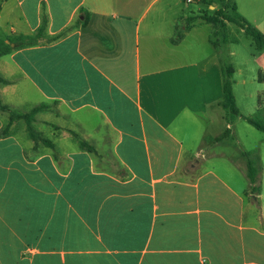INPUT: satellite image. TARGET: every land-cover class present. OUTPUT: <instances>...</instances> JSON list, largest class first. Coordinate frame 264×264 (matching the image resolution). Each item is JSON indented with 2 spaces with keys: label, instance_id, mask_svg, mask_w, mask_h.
<instances>
[{
  "label": "crops",
  "instance_id": "obj_1",
  "mask_svg": "<svg viewBox=\"0 0 264 264\" xmlns=\"http://www.w3.org/2000/svg\"><path fill=\"white\" fill-rule=\"evenodd\" d=\"M233 1L264 35V0ZM180 2L0 0V40L33 35L44 18L47 37L67 31L0 57L10 82L0 96L17 112L60 105L95 148L46 137L37 121L54 149L21 121L2 136L0 111V264H264V152L254 196L221 143L234 129L222 110V54L236 56V40L216 48L212 24L188 23L207 11L196 3L180 15ZM232 24L230 36L247 35ZM251 60L250 81L234 80L254 101L247 114L238 107L245 122L264 117V49Z\"/></svg>",
  "mask_w": 264,
  "mask_h": 264
},
{
  "label": "trees",
  "instance_id": "obj_2",
  "mask_svg": "<svg viewBox=\"0 0 264 264\" xmlns=\"http://www.w3.org/2000/svg\"><path fill=\"white\" fill-rule=\"evenodd\" d=\"M219 2L221 7L214 14H210L208 12L201 13L197 16L190 17L188 23L196 22L197 20H201L203 23L212 24L215 29L220 24H224L226 22L233 23L242 28L246 34L254 40L258 50L264 49V35L253 25L244 21L239 14L237 13V6L233 0H215V2ZM230 11L232 13H230ZM86 23V22H85ZM47 19L44 18L41 26L38 28L35 34L31 36H12L8 38V42L0 40V57L10 54L14 49L25 48L37 45L42 40H47L49 42L57 41L62 37L66 36L67 31L60 33L57 36L47 37ZM215 33L212 35V42L216 48L220 47V42L215 39ZM14 45V47H12ZM233 69L231 67H224V99L222 101V107L229 113L235 117L240 116L239 109L236 105L235 96L233 93L231 78L233 76ZM0 84H10L9 81L0 77ZM262 101L259 100V106L261 107ZM47 105L42 104L40 106L34 107L28 113H19L16 110L12 109L10 106L4 105L0 98V111L9 113V123L2 130L1 135H7L9 133L10 126L16 122L23 120L26 123L27 132L29 137L38 144H43L50 148H55L54 144L46 139L43 133L36 130L33 123L35 121V116L39 113L47 111ZM246 121L257 130L264 132V122H261L255 118H245ZM73 139L79 144L80 148L85 151L94 152L95 148L89 144L83 137H81L76 132H71ZM231 135V131L228 130L226 132V137ZM233 161L240 166V168L244 171L246 178L249 181L250 187L248 193H251L254 196H257L261 191L262 184V173H263V164L261 161V157L259 154L254 155L253 157L246 152H242L240 157L232 158Z\"/></svg>",
  "mask_w": 264,
  "mask_h": 264
},
{
  "label": "rangeland",
  "instance_id": "obj_3",
  "mask_svg": "<svg viewBox=\"0 0 264 264\" xmlns=\"http://www.w3.org/2000/svg\"><path fill=\"white\" fill-rule=\"evenodd\" d=\"M211 1H215V0H195L192 3H188L186 2V0H181L180 5H179V7L181 8L180 15L183 13L191 15L193 10L198 9V6H196V3H200L199 8H201L202 10H206L208 13L214 14L218 9H220L221 5L217 1V6L208 10V4ZM230 13L232 12L230 11ZM172 18H174V15L172 16ZM232 26L234 27V29H237L236 31H239L240 27L238 25L236 26V24H232ZM179 28H180L179 32H183L185 30V25H182ZM228 31H229L228 22L224 24H220L217 27V29L214 30V33H215L214 37H216L215 39H217V41H219L222 46H223V42L225 38H228V39L230 38V40L231 39L236 40L232 43V48L236 51L237 55L231 58L227 56L228 51H225L222 54L223 55L222 59H224L226 67L228 68L229 67L231 68L242 67L243 68L244 73L240 74V76L238 75H235V77L232 76L231 82H232L233 92L235 89L236 95L238 97L237 108L238 107L241 108L247 114L249 109L252 108V105H254V101L250 100L248 97H245V94H243L244 93L243 86L238 85L234 88V82L237 80H241L243 78H248L250 81V79L252 78L251 75L254 72V64L251 60V54L252 53L256 54L259 52V50L254 40L252 39V37L245 35V34L230 36ZM231 59H233V61H231ZM249 67L251 68L249 69V71H247ZM12 84H14V82ZM257 85L258 84L256 83L253 84L249 82L246 88L250 89V91L252 92L253 89ZM8 87L9 86H1V89H5L4 94H3L5 95V97L11 98ZM1 99L4 105H9L2 97ZM47 107H48L47 111H45L44 113L37 114L34 118L35 122L37 121L36 124L39 125L40 128L44 129L45 136L46 137L53 136L56 138L58 137L60 139H70V140L73 139L71 132H73L72 130H74V128L70 123V119L66 117V115H64V112L61 109L60 105L52 103V104H47ZM28 108L29 107H24V111L21 112L20 110L18 112L28 113L31 111ZM222 110H223V107H222ZM225 112H226L225 115L227 116V119L229 120L231 124H233L232 126H234V129L231 130V135L229 137H225V139L221 141V143L229 144L228 146L230 148L228 151L232 154V156L240 157L242 152H246V153H249L253 157L254 155H257V154L260 155L261 152H264V132L257 130L253 126H250L244 120H239L238 117H235L232 114H229L226 110ZM4 115L9 120V117H10L9 113L4 112ZM38 116L40 117L39 120L37 119ZM213 117L214 116L212 117L210 116V119H213ZM255 118L261 122H264V117H262L261 115L256 116ZM20 121H21L20 124L24 123L26 125L25 121L23 120H20ZM235 125H237V134L235 133ZM218 130L219 128L217 126L213 127V130H211L210 133L217 134ZM216 153L217 152L214 151L210 154H216ZM202 157L203 155H200L199 158L197 159L201 160ZM188 166L189 164L187 161L186 164L184 165L185 168L183 169V171L186 168H188Z\"/></svg>",
  "mask_w": 264,
  "mask_h": 264
},
{
  "label": "built area",
  "instance_id": "obj_4",
  "mask_svg": "<svg viewBox=\"0 0 264 264\" xmlns=\"http://www.w3.org/2000/svg\"><path fill=\"white\" fill-rule=\"evenodd\" d=\"M195 0H186V2H188V3H192V2H194Z\"/></svg>",
  "mask_w": 264,
  "mask_h": 264
}]
</instances>
